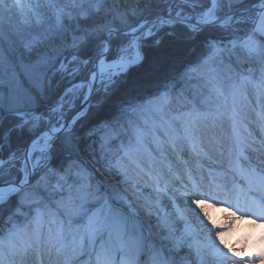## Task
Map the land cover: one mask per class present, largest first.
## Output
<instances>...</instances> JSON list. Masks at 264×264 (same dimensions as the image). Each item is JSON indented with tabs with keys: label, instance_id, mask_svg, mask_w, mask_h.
Returning <instances> with one entry per match:
<instances>
[{
	"label": "snow or ice",
	"instance_id": "obj_1",
	"mask_svg": "<svg viewBox=\"0 0 264 264\" xmlns=\"http://www.w3.org/2000/svg\"><path fill=\"white\" fill-rule=\"evenodd\" d=\"M260 228L264 0H0V264H264Z\"/></svg>",
	"mask_w": 264,
	"mask_h": 264
},
{
	"label": "bare ground",
	"instance_id": "obj_2",
	"mask_svg": "<svg viewBox=\"0 0 264 264\" xmlns=\"http://www.w3.org/2000/svg\"><path fill=\"white\" fill-rule=\"evenodd\" d=\"M224 215H225L224 212L221 210V211L219 212V214H217L216 212H214L212 218H213L214 221H220L221 217H223ZM243 227L245 228V232H246L247 229H248V222H247V221H245V222L243 223ZM257 227H260V226L258 225ZM260 230H261V231H264V228H260ZM244 234H245V233H241V236H243ZM255 234L258 236V235H259V231H256ZM241 236H237L236 239H240ZM232 243H235V240H233Z\"/></svg>",
	"mask_w": 264,
	"mask_h": 264
},
{
	"label": "clouds",
	"instance_id": "obj_3",
	"mask_svg": "<svg viewBox=\"0 0 264 264\" xmlns=\"http://www.w3.org/2000/svg\"><path fill=\"white\" fill-rule=\"evenodd\" d=\"M220 211H217L216 213L219 214ZM224 217H221L220 220H222ZM214 222H218V221H214Z\"/></svg>",
	"mask_w": 264,
	"mask_h": 264
},
{
	"label": "rangeland",
	"instance_id": "obj_4",
	"mask_svg": "<svg viewBox=\"0 0 264 264\" xmlns=\"http://www.w3.org/2000/svg\"><path fill=\"white\" fill-rule=\"evenodd\" d=\"M127 142V138H125V143ZM117 143H119V142H117Z\"/></svg>",
	"mask_w": 264,
	"mask_h": 264
},
{
	"label": "trees",
	"instance_id": "obj_5",
	"mask_svg": "<svg viewBox=\"0 0 264 264\" xmlns=\"http://www.w3.org/2000/svg\"><path fill=\"white\" fill-rule=\"evenodd\" d=\"M142 71V70H141Z\"/></svg>",
	"mask_w": 264,
	"mask_h": 264
}]
</instances>
